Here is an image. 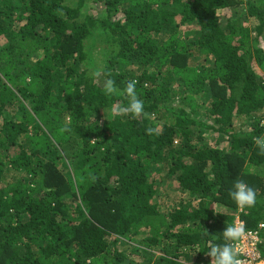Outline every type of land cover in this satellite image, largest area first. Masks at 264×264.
I'll return each mask as SVG.
<instances>
[{"label": "trees", "instance_id": "16d2710c", "mask_svg": "<svg viewBox=\"0 0 264 264\" xmlns=\"http://www.w3.org/2000/svg\"><path fill=\"white\" fill-rule=\"evenodd\" d=\"M257 136L264 0H0V264H211L237 219L264 261Z\"/></svg>", "mask_w": 264, "mask_h": 264}, {"label": "clouds", "instance_id": "9594fccd", "mask_svg": "<svg viewBox=\"0 0 264 264\" xmlns=\"http://www.w3.org/2000/svg\"><path fill=\"white\" fill-rule=\"evenodd\" d=\"M136 85L137 81L134 79L127 82L123 88L127 104L114 103L110 108L113 117L131 115L135 118L143 114L145 105L137 93ZM102 87L108 95H116L121 92L111 78L106 79ZM255 144L264 151V136H257ZM229 196L241 210L252 208L257 204L255 189L244 181H236L233 189L229 192ZM217 214L222 213L218 212ZM221 234L223 242L219 244L202 238L207 248L206 254L211 257V264H241V257L245 255V243L248 238L244 222L233 223L225 227ZM262 262L264 264V261Z\"/></svg>", "mask_w": 264, "mask_h": 264}, {"label": "built area", "instance_id": "2783aa9c", "mask_svg": "<svg viewBox=\"0 0 264 264\" xmlns=\"http://www.w3.org/2000/svg\"><path fill=\"white\" fill-rule=\"evenodd\" d=\"M241 222L240 219L236 220V223ZM263 226V225H262ZM247 230L248 238L245 243V255L241 257V264H261L258 257H260L259 244L261 237L257 231Z\"/></svg>", "mask_w": 264, "mask_h": 264}, {"label": "rangeland", "instance_id": "374dc122", "mask_svg": "<svg viewBox=\"0 0 264 264\" xmlns=\"http://www.w3.org/2000/svg\"><path fill=\"white\" fill-rule=\"evenodd\" d=\"M91 13H93V14H98L99 11H98L97 8L92 7ZM220 15H222L221 20L226 19V18L229 16V11H224L223 14H222V11H221ZM234 121H235V124H236V125H239V123L241 122V121L239 122V120H238L237 118H235ZM176 193H177V191H175V190L173 189L172 192L170 193V195L167 196V199H165V197H163L164 199H162V200H163L162 202L164 203V202L166 201L167 204H171V203H174V202L179 201L180 198H179V196H176ZM164 195H165V192H164ZM172 198H174L176 201H175L174 199L172 200ZM161 207H162V208H161L162 211H165V207L163 206L162 203H161ZM158 253H159V252H158ZM260 262H261V264H263L262 261H260Z\"/></svg>", "mask_w": 264, "mask_h": 264}, {"label": "crops", "instance_id": "0c3cea01", "mask_svg": "<svg viewBox=\"0 0 264 264\" xmlns=\"http://www.w3.org/2000/svg\"><path fill=\"white\" fill-rule=\"evenodd\" d=\"M163 198V197H162ZM164 199V198H163ZM162 200V199H161ZM163 203V202H162ZM164 203H166V201L164 202ZM160 207H161V204H160ZM162 208V207H161Z\"/></svg>", "mask_w": 264, "mask_h": 264}]
</instances>
